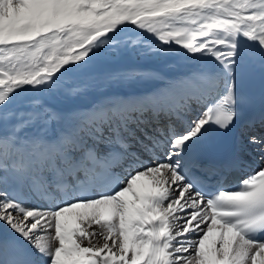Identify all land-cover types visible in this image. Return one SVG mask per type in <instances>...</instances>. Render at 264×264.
<instances>
[{"label": "snow or ice", "instance_id": "snow-or-ice-1", "mask_svg": "<svg viewBox=\"0 0 264 264\" xmlns=\"http://www.w3.org/2000/svg\"><path fill=\"white\" fill-rule=\"evenodd\" d=\"M257 67L264 0H0V264H264V108L212 143Z\"/></svg>", "mask_w": 264, "mask_h": 264}, {"label": "bare ground", "instance_id": "bare-ground-1", "mask_svg": "<svg viewBox=\"0 0 264 264\" xmlns=\"http://www.w3.org/2000/svg\"><path fill=\"white\" fill-rule=\"evenodd\" d=\"M165 59H169V60L165 61ZM128 62L141 63L143 64V66L155 69L161 72L165 77H169V78L177 76L183 72L189 71L190 68L192 67L191 65L188 64V62L181 60L175 55H170L147 63H145L142 60H137L136 58H133L132 61H128L127 58H125V60L122 61V63H128ZM79 83H80L79 80L71 81V84H79ZM161 83H162L161 81H148L137 84L132 88L115 89V90L133 91L140 93V92L149 91L152 88L159 86ZM100 91L103 90L102 89L97 90L95 88H91L85 94L80 96L60 97L55 102V106L58 110L62 112H70L76 108L86 106L91 102H93L99 96ZM240 137L241 136H239V139Z\"/></svg>", "mask_w": 264, "mask_h": 264}, {"label": "rangeland", "instance_id": "rangeland-1", "mask_svg": "<svg viewBox=\"0 0 264 264\" xmlns=\"http://www.w3.org/2000/svg\"><path fill=\"white\" fill-rule=\"evenodd\" d=\"M168 60H169V59H168ZM168 62H169V61H168ZM168 62H167V63H168Z\"/></svg>", "mask_w": 264, "mask_h": 264}]
</instances>
